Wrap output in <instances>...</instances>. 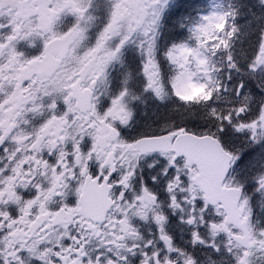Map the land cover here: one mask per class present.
Segmentation results:
<instances>
[{
	"label": "snow or ice",
	"instance_id": "obj_1",
	"mask_svg": "<svg viewBox=\"0 0 264 264\" xmlns=\"http://www.w3.org/2000/svg\"><path fill=\"white\" fill-rule=\"evenodd\" d=\"M0 264H264V0H0Z\"/></svg>",
	"mask_w": 264,
	"mask_h": 264
}]
</instances>
